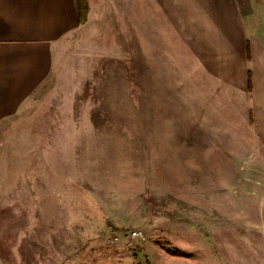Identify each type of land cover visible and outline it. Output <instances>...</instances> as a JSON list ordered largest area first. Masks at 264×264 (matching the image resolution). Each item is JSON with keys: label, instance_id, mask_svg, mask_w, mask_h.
<instances>
[{"label": "rangeland", "instance_id": "1", "mask_svg": "<svg viewBox=\"0 0 264 264\" xmlns=\"http://www.w3.org/2000/svg\"><path fill=\"white\" fill-rule=\"evenodd\" d=\"M155 42L96 17L61 41L50 80L4 122L0 264H209L198 252L212 250L227 264L229 225L244 220L230 189L245 169L219 124L203 130L202 109L196 132L195 96L178 94V38L166 57ZM164 65L166 96L153 84Z\"/></svg>", "mask_w": 264, "mask_h": 264}, {"label": "crops", "instance_id": "2", "mask_svg": "<svg viewBox=\"0 0 264 264\" xmlns=\"http://www.w3.org/2000/svg\"><path fill=\"white\" fill-rule=\"evenodd\" d=\"M88 4L87 21L81 23L80 0H0V129L50 80L61 41L96 17L114 21L121 36L162 38L163 44L155 42V52L162 50L165 57L171 38H178V94L195 96L196 132L202 109L203 130L219 124L214 131L227 133L224 147L231 158L238 150V163L245 169L230 189L234 213L244 212V220L229 225L227 264H264V0ZM153 84L167 95L165 65L164 75ZM198 255L219 264L214 250Z\"/></svg>", "mask_w": 264, "mask_h": 264}, {"label": "trees", "instance_id": "3", "mask_svg": "<svg viewBox=\"0 0 264 264\" xmlns=\"http://www.w3.org/2000/svg\"><path fill=\"white\" fill-rule=\"evenodd\" d=\"M88 13H89L88 0H80V20H81V23H84L87 21Z\"/></svg>", "mask_w": 264, "mask_h": 264}, {"label": "built area", "instance_id": "4", "mask_svg": "<svg viewBox=\"0 0 264 264\" xmlns=\"http://www.w3.org/2000/svg\"><path fill=\"white\" fill-rule=\"evenodd\" d=\"M129 237H136L138 235V231L137 230H134V231H131L130 234H128ZM121 236L120 235H117L115 238L116 239H119Z\"/></svg>", "mask_w": 264, "mask_h": 264}]
</instances>
